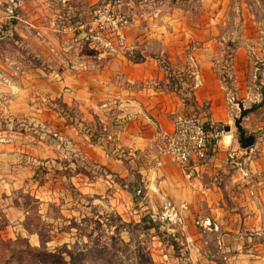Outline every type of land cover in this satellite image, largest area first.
I'll list each match as a JSON object with an SVG mask.
<instances>
[{"label":"crops","instance_id":"0c3cea01","mask_svg":"<svg viewBox=\"0 0 264 264\" xmlns=\"http://www.w3.org/2000/svg\"><path fill=\"white\" fill-rule=\"evenodd\" d=\"M99 1L18 0L14 4L15 41L28 40L32 55L51 58L38 79L29 74L28 87L0 86V97L10 96L0 102L3 119L9 125L16 119L27 121L28 128L35 126V141L43 145L38 153L20 157L29 160L33 171L35 161L57 156L53 134L67 137L72 142L67 154L76 149L88 163L124 181L135 172L149 202L177 210L183 224L167 233L185 264H264V99L241 121L246 134L255 137L250 147L239 146L234 126L238 105L256 104L245 97L258 92L264 98V86H236L237 95L244 99L233 103L231 88L214 67L213 39L187 33L170 39L164 28L186 30L196 24L165 19L158 7L142 13L131 6L124 30L126 45L114 51L80 34L71 38L67 32L58 39L47 33L52 26L86 23ZM189 45L192 51L187 56ZM55 100L71 108L75 119L86 125L95 128L97 120L100 143L90 141L76 123H68L55 109ZM191 112L223 133L206 161L183 168L155 153L152 137L157 130L171 129L174 114ZM51 123L59 128H46ZM12 132L24 135L18 129ZM79 174L76 178L81 180ZM83 179L94 192L106 183Z\"/></svg>","mask_w":264,"mask_h":264},{"label":"rangeland","instance_id":"374dc122","mask_svg":"<svg viewBox=\"0 0 264 264\" xmlns=\"http://www.w3.org/2000/svg\"><path fill=\"white\" fill-rule=\"evenodd\" d=\"M17 3L18 0H0V86L26 88L29 74L38 79L51 58L43 60L32 55L28 40L15 41L17 29L12 8ZM116 3L129 16L132 8L148 13L158 7L165 19L196 24L186 30L166 27L163 32L170 39L187 34L213 39L214 67L226 87L231 88L229 96L236 105L244 99L237 95L236 86L258 89L264 86V0H117ZM74 27L71 38L79 34ZM67 28L52 26L47 33L60 39L69 32ZM191 51L189 45L186 55ZM51 61L60 64L59 59ZM250 95L245 98L261 105L264 98L258 92ZM4 97L10 99L9 95ZM36 97L39 95L34 94ZM4 100L0 97V102ZM56 104L58 113L60 106L71 113V108ZM4 114L1 108L0 264H185L175 247L176 241L167 233L182 226L183 218L169 204L161 208L162 205L149 202L135 172L131 180H121L101 166L88 163L76 149L68 155L66 149L72 148V142L53 134L58 154L43 163L47 169L40 183L34 181L32 165L20 155L35 154L43 148L42 142L35 141L36 128H28L27 121L16 119V123L9 125L3 119ZM94 125L95 128L81 125L80 132L90 141L88 133L100 131L99 124ZM58 126L51 123L46 128L57 130ZM13 129L24 135L12 132ZM77 173L89 181L99 178L106 183L96 192L90 191L88 181L78 180ZM88 173L95 174V178L91 180ZM151 222L155 227L144 230L143 226Z\"/></svg>","mask_w":264,"mask_h":264},{"label":"built area","instance_id":"2783aa9c","mask_svg":"<svg viewBox=\"0 0 264 264\" xmlns=\"http://www.w3.org/2000/svg\"><path fill=\"white\" fill-rule=\"evenodd\" d=\"M116 2L101 0L92 7L89 20L74 27V30L81 37L98 42L111 51L125 47L124 30L130 18ZM67 30L72 33V26H68ZM222 133V128L205 121L199 113H176L171 129H160L154 133L152 148L169 162L188 168L210 157Z\"/></svg>","mask_w":264,"mask_h":264},{"label":"trees","instance_id":"16d2710c","mask_svg":"<svg viewBox=\"0 0 264 264\" xmlns=\"http://www.w3.org/2000/svg\"><path fill=\"white\" fill-rule=\"evenodd\" d=\"M229 57H230V54L228 52L227 55H226V58L228 59ZM60 113L63 114L66 117L68 123H76L78 129H81V125H83L85 127L88 126V125L84 124L83 122H81L79 120H76L75 117L73 116V114L67 113L66 109L63 106H60ZM96 122L98 123L97 120H96ZM88 131H89V128H88ZM88 134L92 138V142L100 143L99 137L101 136L102 131L89 132ZM45 161L47 162V161H50V160L46 159V160H38L37 161L38 163L35 165L34 170H33V175H32V179L34 181L36 180V181L39 182L41 179H43L44 174L46 173V169H47L46 166H44V164H43ZM88 174L90 175V173H88ZM89 178L91 180H93L95 178V174H91ZM143 227H144V230L146 229V231H147L151 227H155V224H153L151 222L150 224L144 225Z\"/></svg>","mask_w":264,"mask_h":264},{"label":"water","instance_id":"95a60500","mask_svg":"<svg viewBox=\"0 0 264 264\" xmlns=\"http://www.w3.org/2000/svg\"><path fill=\"white\" fill-rule=\"evenodd\" d=\"M260 104H253L249 107H244L242 103L238 105L239 107V113L238 116L234 120V126L236 128V131L238 133V144L242 148L250 147L254 143V135L253 134H246L244 128L242 127L241 121L242 119L251 111L258 108ZM224 130L228 131V126L224 128Z\"/></svg>","mask_w":264,"mask_h":264}]
</instances>
